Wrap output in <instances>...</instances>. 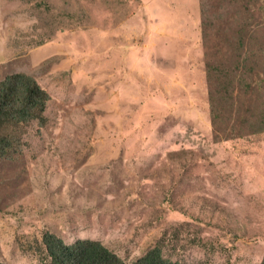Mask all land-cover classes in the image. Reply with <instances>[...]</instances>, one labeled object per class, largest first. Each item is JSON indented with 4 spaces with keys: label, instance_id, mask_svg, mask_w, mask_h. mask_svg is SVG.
Masks as SVG:
<instances>
[{
    "label": "rangeland",
    "instance_id": "374dc122",
    "mask_svg": "<svg viewBox=\"0 0 264 264\" xmlns=\"http://www.w3.org/2000/svg\"><path fill=\"white\" fill-rule=\"evenodd\" d=\"M205 33L215 61L243 35L257 84L216 119ZM15 71L50 100L0 158V261L44 264L45 230L127 261L262 259L264 131L239 121L264 114V0H0V79Z\"/></svg>",
    "mask_w": 264,
    "mask_h": 264
},
{
    "label": "trees",
    "instance_id": "16d2710c",
    "mask_svg": "<svg viewBox=\"0 0 264 264\" xmlns=\"http://www.w3.org/2000/svg\"><path fill=\"white\" fill-rule=\"evenodd\" d=\"M202 15L206 16L208 23L212 22L213 19L204 9ZM210 35L205 33V40ZM242 37L237 39L235 54L230 53L225 58L221 55L216 61L209 59L208 41L204 42L205 54L208 57L206 65L211 91L210 102L215 119L224 116L225 109L231 105L227 102L233 100L234 95H239L242 90L253 92V85H257L256 80L251 81L247 76L248 72L255 73L253 53L250 56L243 54L241 48L245 43ZM49 100L48 91L27 72H11L0 79V158H11L22 151L23 146L28 143L24 136L33 124L43 127L48 123L46 108ZM262 109L264 110V106ZM251 112V107L247 106L245 115L239 122L245 123L250 133L263 132L264 114L261 121H254L249 115ZM234 129L229 128L225 137L239 135L240 131ZM42 243L45 249L44 264H179L177 260L162 254L161 245H154L145 253L127 261L98 239L77 238L67 243L59 234L45 230ZM0 264L5 263L0 261ZM257 264H264V255Z\"/></svg>",
    "mask_w": 264,
    "mask_h": 264
}]
</instances>
